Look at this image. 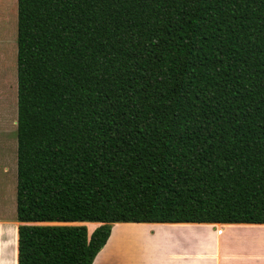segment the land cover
<instances>
[{
	"label": "trees",
	"instance_id": "trees-1",
	"mask_svg": "<svg viewBox=\"0 0 264 264\" xmlns=\"http://www.w3.org/2000/svg\"><path fill=\"white\" fill-rule=\"evenodd\" d=\"M16 43L18 264L264 223V0H17Z\"/></svg>",
	"mask_w": 264,
	"mask_h": 264
},
{
	"label": "crops",
	"instance_id": "crops-1",
	"mask_svg": "<svg viewBox=\"0 0 264 264\" xmlns=\"http://www.w3.org/2000/svg\"><path fill=\"white\" fill-rule=\"evenodd\" d=\"M120 224L145 234L141 249L149 256L138 264H264V223L190 222H114L92 264H127L115 250ZM18 225L0 217V264H18Z\"/></svg>",
	"mask_w": 264,
	"mask_h": 264
},
{
	"label": "rangeland",
	"instance_id": "rangeland-1",
	"mask_svg": "<svg viewBox=\"0 0 264 264\" xmlns=\"http://www.w3.org/2000/svg\"><path fill=\"white\" fill-rule=\"evenodd\" d=\"M16 40L17 0H0V217L8 219H16ZM87 223L89 231L98 224ZM115 231L122 232L115 248L121 260L138 264L145 255L148 259L141 249L144 239L140 237L145 235L141 227L120 224Z\"/></svg>",
	"mask_w": 264,
	"mask_h": 264
}]
</instances>
